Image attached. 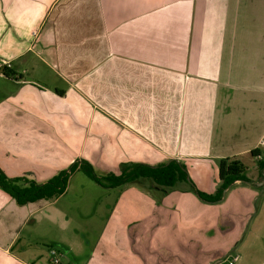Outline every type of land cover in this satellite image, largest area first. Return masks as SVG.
<instances>
[{
    "label": "crops",
    "instance_id": "0c3cea01",
    "mask_svg": "<svg viewBox=\"0 0 264 264\" xmlns=\"http://www.w3.org/2000/svg\"><path fill=\"white\" fill-rule=\"evenodd\" d=\"M1 63L7 177L176 160L190 182L99 185L87 221L79 170L50 201L0 189V264H264V0H0ZM224 158L252 183L205 203Z\"/></svg>",
    "mask_w": 264,
    "mask_h": 264
},
{
    "label": "trees",
    "instance_id": "16d2710c",
    "mask_svg": "<svg viewBox=\"0 0 264 264\" xmlns=\"http://www.w3.org/2000/svg\"><path fill=\"white\" fill-rule=\"evenodd\" d=\"M6 70V69H4ZM256 156L255 152H252ZM258 168L264 172V161H258ZM76 170L81 171L96 184L115 188L125 184H132L140 180H148L157 187L170 188L177 182H190L185 167L176 160L156 166L145 163L124 165L118 175L107 174L99 177L93 167L85 160L74 161L67 170L59 172L43 184H37L24 177L9 178L0 169V189L13 198L18 205H25L39 200L50 201L61 196L66 188L70 175ZM247 169L241 161L235 158H224L218 161V178L220 186L214 194L197 191L191 184V189L197 197L205 203L214 204L222 199L223 192L231 188L236 182L252 183L246 175Z\"/></svg>",
    "mask_w": 264,
    "mask_h": 264
},
{
    "label": "rangeland",
    "instance_id": "374dc122",
    "mask_svg": "<svg viewBox=\"0 0 264 264\" xmlns=\"http://www.w3.org/2000/svg\"><path fill=\"white\" fill-rule=\"evenodd\" d=\"M253 167L254 169H257L256 166H253ZM82 185L84 189L83 196L85 197V198L83 197L85 201L83 203L86 204L88 201V204L84 206V213L87 215L84 221H87L88 219L90 218L92 219L94 217L93 215H91L94 211V209L92 208L93 200L95 199L98 201L99 198H103L105 196L106 190H103L102 188H100L98 184L91 181L81 171H79L78 174H76V176L73 178L70 192L66 196L65 199L72 200V199H75L76 197L79 198V192L82 191L81 190ZM89 202H90V205H89Z\"/></svg>",
    "mask_w": 264,
    "mask_h": 264
},
{
    "label": "built area",
    "instance_id": "2783aa9c",
    "mask_svg": "<svg viewBox=\"0 0 264 264\" xmlns=\"http://www.w3.org/2000/svg\"><path fill=\"white\" fill-rule=\"evenodd\" d=\"M8 66V64H6V63H1L0 64V68H2V67H7ZM50 253L52 254V255H55L56 254V251L55 250H51L50 251ZM236 261V258L234 257L230 262H229V264H234V262Z\"/></svg>",
    "mask_w": 264,
    "mask_h": 264
},
{
    "label": "water",
    "instance_id": "95a60500",
    "mask_svg": "<svg viewBox=\"0 0 264 264\" xmlns=\"http://www.w3.org/2000/svg\"><path fill=\"white\" fill-rule=\"evenodd\" d=\"M224 193H225V192H224ZM224 193H223V194H224Z\"/></svg>",
    "mask_w": 264,
    "mask_h": 264
}]
</instances>
